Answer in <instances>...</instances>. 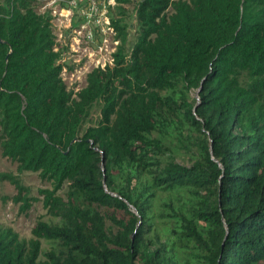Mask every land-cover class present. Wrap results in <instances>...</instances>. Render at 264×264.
Masks as SVG:
<instances>
[{
    "label": "trees",
    "instance_id": "16d2710c",
    "mask_svg": "<svg viewBox=\"0 0 264 264\" xmlns=\"http://www.w3.org/2000/svg\"><path fill=\"white\" fill-rule=\"evenodd\" d=\"M29 3L0 5V147L51 182L40 194L58 222L28 239L0 225V264H264V0H140L129 53L75 97ZM185 131L188 166L168 160ZM0 179L27 211V188ZM152 237L166 240L150 250Z\"/></svg>",
    "mask_w": 264,
    "mask_h": 264
},
{
    "label": "built area",
    "instance_id": "2783aa9c",
    "mask_svg": "<svg viewBox=\"0 0 264 264\" xmlns=\"http://www.w3.org/2000/svg\"><path fill=\"white\" fill-rule=\"evenodd\" d=\"M51 3L53 5L44 18L60 44L58 46L54 38L53 51L58 54L59 77L75 97L86 85L89 72L114 67L115 54L122 45L117 27L125 25L124 14L118 15L116 8L123 7L124 2L51 0Z\"/></svg>",
    "mask_w": 264,
    "mask_h": 264
},
{
    "label": "rangeland",
    "instance_id": "374dc122",
    "mask_svg": "<svg viewBox=\"0 0 264 264\" xmlns=\"http://www.w3.org/2000/svg\"><path fill=\"white\" fill-rule=\"evenodd\" d=\"M5 0H0V5L4 4ZM140 0H127L124 2L123 7H117L116 12L120 15V12L124 14L123 20L125 23L126 37L125 41H122V45L125 53H129L133 44L136 41L138 35V24L136 20V8ZM51 0H30L29 7L38 15L46 17L52 7ZM57 28L54 27V32ZM56 44L59 46L57 36L53 35ZM61 41V40H59ZM239 79L242 83L248 81V77L245 73H241ZM197 90L191 89L189 92V101L194 102L197 97ZM99 107L94 106L92 109L93 115L98 114ZM1 136V127H0ZM192 137H196V133L192 134ZM1 140V138H0ZM169 156L168 160L173 163L182 165H191L195 160V154L197 146L194 138L188 136V131H185L183 135H179L178 138H174L173 143H168ZM17 162L11 160L1 154L0 147V174L7 173L15 175L20 183L27 188V194L32 197L30 208L25 212L19 211V204L13 203L10 200L3 201L0 198V225L11 227L17 232L20 238L28 239L31 236V229L37 220H43L50 224H56L58 218H55L47 213L46 208L43 206L42 196L40 190L51 189L52 184L50 181L43 179L39 176V172L32 171H18ZM68 190L65 183L62 188L57 192L59 195L65 197ZM16 193V190L12 184L7 180L0 179V196L7 195L12 196ZM167 193H157L156 202L168 199ZM166 237H161L160 241L152 237L150 242V250L154 249L160 243H163ZM49 243L45 240H41L42 252L48 250Z\"/></svg>",
    "mask_w": 264,
    "mask_h": 264
}]
</instances>
